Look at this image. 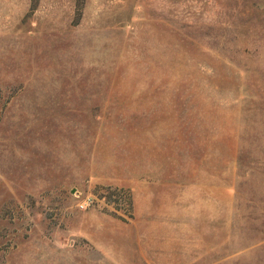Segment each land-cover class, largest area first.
Wrapping results in <instances>:
<instances>
[{
  "label": "rangeland",
  "instance_id": "374dc122",
  "mask_svg": "<svg viewBox=\"0 0 264 264\" xmlns=\"http://www.w3.org/2000/svg\"><path fill=\"white\" fill-rule=\"evenodd\" d=\"M0 264H264V0H0Z\"/></svg>",
  "mask_w": 264,
  "mask_h": 264
}]
</instances>
